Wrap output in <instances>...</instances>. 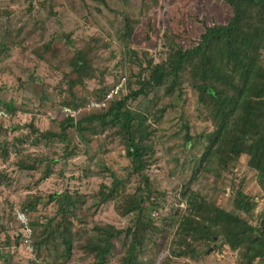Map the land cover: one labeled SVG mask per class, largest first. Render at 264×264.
I'll list each match as a JSON object with an SVG mask.
<instances>
[{
  "label": "rangeland",
  "instance_id": "rangeland-1",
  "mask_svg": "<svg viewBox=\"0 0 264 264\" xmlns=\"http://www.w3.org/2000/svg\"><path fill=\"white\" fill-rule=\"evenodd\" d=\"M230 15V8L222 0H0V100L13 104L12 112L0 105L7 116L0 117V144L28 134L29 121L38 130L57 132L64 117L63 107L75 110L74 121L104 110L108 102L100 109H87L86 103L102 99L122 77L124 86L118 96L135 89L139 62L148 57L158 59L165 49V39L171 38L182 48L193 46L205 26L223 24ZM124 18L131 30L128 37L123 36ZM51 39L54 41L44 51L43 44ZM84 47L91 73L70 87L62 71L72 52ZM209 82L219 86L213 76ZM71 96L80 100L76 107L63 103ZM197 98L198 88L185 78L179 95L159 88L146 98L128 100L131 109L150 114L144 126L149 131L145 140L149 164L144 171L152 189L164 192L158 199L160 207L154 210L155 222L161 216H171L175 209L183 211L178 189L190 178L204 135L211 129L213 114L206 113L211 109L203 108ZM160 108H164L162 114L154 117L152 113ZM183 121L191 144L183 139ZM64 134L67 148H71L65 157L63 141L32 144L28 138L15 148L7 146V157L0 155V264H87L88 257L76 243L92 234V226L122 228L132 219L130 214H118L117 200L101 202L97 194L101 184L108 186L111 172L124 179L125 191L139 186L128 168L125 139L114 134L112 128L94 134L83 131L80 137L68 127ZM26 154L44 158L32 172L15 166V161ZM44 162L51 170L42 177ZM218 164L199 171L191 181V190L255 224L264 208V192L256 183L255 172L247 167L244 156L233 164ZM62 190L84 197L82 204L68 211L74 229H78L71 255L63 262L59 257L61 247L53 253V244L46 243L30 257L20 238L14 242L20 228L12 209L20 208L22 200L30 195L39 196L36 209L25 213L28 221L44 223L56 208L52 202H43ZM238 191L252 203V214L233 206ZM259 225L264 235V224L259 221ZM175 237L172 227L151 235L137 256V264H159L162 259L171 264H244L239 250L230 249L221 237L199 242L192 253L177 247ZM118 258L117 246L109 256L110 264H117ZM249 264H264V259L255 258Z\"/></svg>",
  "mask_w": 264,
  "mask_h": 264
},
{
  "label": "trees",
  "instance_id": "trees-1",
  "mask_svg": "<svg viewBox=\"0 0 264 264\" xmlns=\"http://www.w3.org/2000/svg\"><path fill=\"white\" fill-rule=\"evenodd\" d=\"M222 1L231 11L225 23L205 26L199 40L190 47L182 48L171 38L165 39V49L158 59L148 57L139 62L136 88L110 99L104 110L88 113L76 121L72 117H62L57 132L38 130L29 121L28 134H19L0 144V155L5 158L8 155L7 146L15 148L25 138L32 144H49L56 139L63 141L62 155L65 157L71 152L64 134L68 127L73 128L80 137L83 131L94 134L112 128L114 134L125 139L128 168L135 174L139 186L132 191H125L124 179L111 172L108 186L101 184L97 194L101 202L117 200L115 207L118 214L122 217L130 214L132 219L122 228L110 224L93 225L92 234L83 242L76 243L78 250L88 257L87 264H110L109 256L117 246V264H137V256L151 235L170 227L175 228L174 242L177 247H182L188 253L194 252V247L201 241L221 237L230 249L239 250L244 264H249L255 258L264 259V235L258 226L259 221L264 224V208L260 212L261 217L251 225L239 215L208 202L190 188L193 177L199 171L208 166L212 168L214 164L215 167L218 163L233 164L244 156L245 164L255 172L256 183L264 192V0ZM123 23V36L128 37L131 30L127 19L124 18ZM53 41L45 42L43 50ZM87 53L85 47L78 48L67 58L62 76L68 77L66 80L70 87L75 81L80 82L90 75ZM130 53L135 54L133 51ZM210 76L215 78L220 87L209 82ZM185 78L189 79L193 88H198V103L203 108L211 109L206 113L213 114V122L211 129L204 135L202 151L194 162L190 178L178 189L180 199L184 201L183 211L175 209L171 216H161L155 222L151 211L160 207L158 199L164 192L152 189L144 171L149 164L146 159L148 146L145 143L149 131L144 126L150 114L131 109L127 103L129 99L146 98L159 88L167 94L177 91L179 95ZM79 101L71 96L70 101L63 103L76 107ZM0 105L6 111H13L10 101L0 100ZM163 110L157 109L152 114L158 117ZM181 127L184 130L183 139L188 143L191 137L187 133V124L183 121ZM31 155L19 157L15 161L16 168L27 172L36 170L44 158L42 155ZM50 170L49 164L44 162L42 177L47 176ZM245 198L242 193L236 192L233 206L252 214V203ZM39 199V196L30 195L22 200L19 209L32 212ZM83 201L82 194L68 190L47 196L43 204L52 202L55 213L46 218L44 223L28 221L32 230L33 252L48 243L53 244V253H56L57 246L61 247L62 255L59 257L63 258V262L69 259L78 229H74L68 211ZM56 239L59 245L54 243ZM18 241L17 234L14 242ZM159 264L171 263L162 259Z\"/></svg>",
  "mask_w": 264,
  "mask_h": 264
},
{
  "label": "built area",
  "instance_id": "built-area-1",
  "mask_svg": "<svg viewBox=\"0 0 264 264\" xmlns=\"http://www.w3.org/2000/svg\"><path fill=\"white\" fill-rule=\"evenodd\" d=\"M124 86V78L122 77V80L117 83L116 85H113L112 88H110L104 97L98 101H89L86 103L87 109H100L103 108L110 99L118 95ZM64 117H74L75 110L70 109L69 107H63L62 108ZM74 113V114H73ZM0 117L6 118V114L0 110ZM156 213L154 211H151V216L155 217ZM12 216L14 217L15 221L17 222L20 231H19V238L21 241V244L26 251L27 255L30 257H33L34 252L31 246V227L28 223V217L27 214L20 210L19 207H14L12 209Z\"/></svg>",
  "mask_w": 264,
  "mask_h": 264
}]
</instances>
